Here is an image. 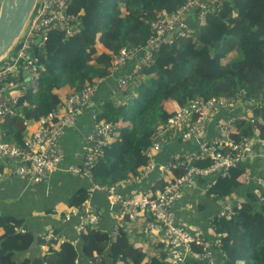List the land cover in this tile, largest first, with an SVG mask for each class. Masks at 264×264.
I'll list each match as a JSON object with an SVG mask.
<instances>
[{
    "label": "trees",
    "instance_id": "trees-1",
    "mask_svg": "<svg viewBox=\"0 0 264 264\" xmlns=\"http://www.w3.org/2000/svg\"><path fill=\"white\" fill-rule=\"evenodd\" d=\"M187 1L70 0L67 12L75 18L74 29L50 27L45 42L32 48L30 57L37 60L33 81L17 94L14 114L0 122L5 141L23 145L31 121L47 116L87 85L108 78L123 48L144 45L154 35L152 23L175 14ZM213 1L215 11L206 15L204 26L187 39L164 44L128 86L116 88L115 97L105 101L97 118L112 124L116 133L92 168L94 184L111 187L141 175L148 167L144 151L158 129L195 99L243 100V109L249 113L241 107L231 113L236 119L226 136L235 144L246 139L264 144V0ZM19 48L20 44L10 53ZM23 82L21 73L20 81L6 83ZM175 140L183 141L176 136L172 144ZM182 156L179 160H184ZM212 164L210 158L193 159L171 172L178 177L190 166ZM246 174L242 163L226 175L219 174L206 189L213 199L229 200L239 194L230 216L212 220L223 264H264V189L245 186ZM170 179L165 176L153 191L164 188ZM89 194L87 188L70 194L68 210L83 207ZM27 221L25 213L0 215V264H76L80 255L88 264H169L163 247L159 256L147 259L144 250L121 230L111 238L85 226L79 236L80 254L69 242L45 240L44 234L25 229Z\"/></svg>",
    "mask_w": 264,
    "mask_h": 264
},
{
    "label": "built area",
    "instance_id": "built-area-1",
    "mask_svg": "<svg viewBox=\"0 0 264 264\" xmlns=\"http://www.w3.org/2000/svg\"><path fill=\"white\" fill-rule=\"evenodd\" d=\"M69 4L70 0H38L18 43L19 50L9 54L0 64V92L4 91L3 84L7 81H20L21 73L28 72L33 79L34 62L37 60L31 58L30 53L36 44L41 45L45 42L48 28L65 26L69 31L74 29L75 18L67 12ZM215 7L213 0H188L175 14L152 23L154 35L144 45H130L123 48L112 62V72L118 71L133 59H137V65L132 72L122 75L117 80L112 97L116 95V88L121 89L129 85L142 66L150 62L164 44H171L178 38L187 39L195 32L185 22V17L196 18L199 28L204 26L206 15L214 12ZM103 80L98 79L93 84L87 85L81 92L70 95L59 108L47 116L41 117L38 121H31L37 122L39 127L25 138L23 145L5 141L0 129V156L8 164L7 177H15L40 185L51 175L65 171L84 175L92 181V168L97 162L98 155L116 133V128L112 124L97 118L103 105L93 112V130L85 138L84 156L80 165L63 167L65 154L62 141L66 130L75 126L77 116L93 101ZM17 102V97L7 102L0 100V122L14 114V106ZM244 106L243 100L226 97H215L206 101L191 100L158 129L151 146L144 151L148 161L147 169L138 177L129 179L125 183H141L158 171L160 181H164L165 176L171 178L164 188L154 193L149 191L121 194L118 191L120 184L108 187L93 183L92 191L106 193L110 203L117 208L114 215L117 221L115 225L117 233L125 220H136L143 214L146 221L143 233L158 235L164 248L174 251L168 260L169 264H217L213 249L220 247L219 237L208 241L202 230H193L178 223L174 206L181 198L184 189L191 187L197 179H211L207 186L209 188L215 184L219 174L226 175L229 170L248 160L256 144L264 153V144L258 140L246 139L235 144L226 136V131L236 119L231 113L240 107L243 109ZM243 111L249 113L248 110L243 109ZM217 113H220L218 118L220 135L209 139L208 126ZM176 136L195 146V149L185 152L183 156L171 153L164 163H159L158 155L167 149L168 144H172ZM180 156L184 160H179ZM205 158L213 160V164L208 168L190 166L184 175L172 176L171 169L174 166H183L186 161L191 163L193 159ZM231 211L229 203L219 216H230ZM74 217L81 218L79 233L87 225L97 228L98 211L88 203L81 208L68 210L64 219L69 221ZM47 237L61 243L67 242L53 233ZM196 246L199 248L198 251L195 250ZM76 264H79L77 260Z\"/></svg>",
    "mask_w": 264,
    "mask_h": 264
},
{
    "label": "crops",
    "instance_id": "crops-1",
    "mask_svg": "<svg viewBox=\"0 0 264 264\" xmlns=\"http://www.w3.org/2000/svg\"><path fill=\"white\" fill-rule=\"evenodd\" d=\"M1 2L2 0H0V7ZM193 18L192 16H187L185 17V22L196 32L198 27L197 24L192 23ZM136 65L137 59L130 60L121 69L112 72L108 78H105L100 84L93 101L77 116L75 126L66 130L62 141L65 154L64 168L81 164L85 150V138L93 130L94 110L100 105H104L105 101L112 99V91L116 87L117 80L122 75L132 72ZM5 85L3 84L4 91L0 92V100L7 102L16 97L19 92L13 91L6 96L7 88ZM219 116L220 113L215 114L208 126L207 136L209 138L213 139L219 135ZM38 127L37 122L29 123L24 138L29 137ZM176 141L171 145V148L162 151L158 155L159 163H164L171 153L183 154L195 149L192 144ZM255 150V157L242 162L247 171L244 184L252 188L261 187L264 189V160L259 157L262 149L256 144ZM8 169V164L0 156V215L25 213L28 219L25 229H31L36 235L44 234L46 236L45 240H50L47 237L50 233L59 235L77 247L81 254L80 233L78 231L81 218L74 217L66 221L64 216L68 211V205L66 204L68 196L77 189L87 188L90 190L87 203L93 206L99 214L96 229L101 234H106L111 238L117 234L115 229L117 221L114 217L116 206L110 203L106 193L102 191L93 192V182L86 176L61 171L51 175L44 183L34 185L26 180L7 177ZM249 173L253 174L255 178L251 179ZM159 177L160 174L155 171L141 183H121L118 191L121 194L145 193L149 191L154 193L153 189L161 182ZM200 180L202 179L196 180L191 187L184 189L181 198L174 206V210L178 223L193 230H202L206 239L212 241L216 238V235L213 234V218L219 216L229 203L234 204L236 202L235 198L239 194H234V197L229 200L210 198L206 195V189L212 180L209 178L203 179V182ZM152 187L153 189L151 190ZM51 210V214L45 213ZM145 223L143 214H141L136 220H125L121 223L119 230L126 232L130 241L143 249L148 259V257L151 258L154 255L159 256L161 247L164 248V246H162L158 235L154 233L146 235L143 233ZM41 249L45 251L46 247L42 246ZM164 249V251L168 252L167 258H170L174 251ZM213 251L217 264H221L222 260L223 264L224 259L219 256L218 248H214ZM77 261L79 264H88V261H85L81 255Z\"/></svg>",
    "mask_w": 264,
    "mask_h": 264
},
{
    "label": "water",
    "instance_id": "water-1",
    "mask_svg": "<svg viewBox=\"0 0 264 264\" xmlns=\"http://www.w3.org/2000/svg\"><path fill=\"white\" fill-rule=\"evenodd\" d=\"M38 0H2L0 7V64L18 45L22 34L31 19ZM24 82L10 86L6 83V96L13 91L20 92L30 87L32 79L28 72L23 73Z\"/></svg>",
    "mask_w": 264,
    "mask_h": 264
},
{
    "label": "rangeland",
    "instance_id": "rangeland-1",
    "mask_svg": "<svg viewBox=\"0 0 264 264\" xmlns=\"http://www.w3.org/2000/svg\"><path fill=\"white\" fill-rule=\"evenodd\" d=\"M248 115H249V114H248ZM255 156H256V150L253 151V153H252V155H251L250 158H253V157H255ZM259 157L263 158V160H264V153H263V151L261 152V154H260ZM253 176H254V175H253ZM253 178H255V176H254ZM260 182H261V181H260Z\"/></svg>",
    "mask_w": 264,
    "mask_h": 264
}]
</instances>
